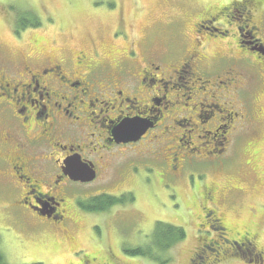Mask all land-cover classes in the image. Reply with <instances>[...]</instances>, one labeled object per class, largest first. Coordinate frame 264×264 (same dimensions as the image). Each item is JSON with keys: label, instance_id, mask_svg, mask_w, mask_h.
Instances as JSON below:
<instances>
[{"label": "rangeland", "instance_id": "374dc122", "mask_svg": "<svg viewBox=\"0 0 264 264\" xmlns=\"http://www.w3.org/2000/svg\"><path fill=\"white\" fill-rule=\"evenodd\" d=\"M232 1L238 0H0V62H18L35 54V41H41L48 53L44 56L52 58L71 59L83 53L105 60L121 58L128 50L145 58L144 47L149 55L161 58L159 53L173 46L187 47L197 22L218 15ZM258 5L251 20L257 30L251 24L247 31L264 42V0ZM244 19L237 13L235 19L218 15L212 20L213 26L229 30L228 39L218 43L225 55L237 51V26L245 28ZM216 48L210 46L209 54L214 55ZM181 49L179 56L184 55ZM232 64L233 71L255 78L250 66ZM245 100L250 105L255 100L259 110L264 109V91L256 79L246 89ZM231 103L240 108L237 101ZM237 133L224 155L205 154L202 149L192 154L200 159L197 162L183 159L181 150L174 172L168 167L174 163L166 159L173 144L148 145L149 152L150 147L163 150L162 159H134L142 146L136 153L121 149L122 155L105 168L98 161L93 181L73 183L68 200L71 219L64 222H22L14 206L20 190L0 178V253L7 264H264L263 254L261 258L251 248L233 249L232 243L223 246L220 255L209 252L207 262L197 260L205 242L224 234L205 224L206 209L231 229L226 231L230 241L238 240L235 231L251 232L264 253V121ZM212 148L213 144L207 150ZM4 167L0 161V170ZM206 187L214 190L213 200H206ZM104 195L123 199L103 212L82 208L84 203L97 205L92 199ZM156 223L182 228L186 238L161 250L154 236ZM137 250L151 257L127 254Z\"/></svg>", "mask_w": 264, "mask_h": 264}, {"label": "flooded vegetation", "instance_id": "af4514ba", "mask_svg": "<svg viewBox=\"0 0 264 264\" xmlns=\"http://www.w3.org/2000/svg\"><path fill=\"white\" fill-rule=\"evenodd\" d=\"M258 4L259 0L232 1L217 12L227 19H235L237 13L246 17V27L237 26L235 55H225L226 50L218 46L228 39L229 30L213 26L218 15H209L197 22L195 36L186 39L187 47L184 43V49L173 46L160 52L161 58L149 55L145 47V58H138L136 50L105 60L83 53L71 59L52 58L44 56L48 53L40 47L41 41H35V54L18 62L1 61L0 161L5 167L0 178L20 190L14 206L22 222L71 219L68 200L74 181L68 173L75 161L91 165L97 177L98 161L105 168L124 148L136 153L137 147H143L134 159L165 158L163 150L150 147L149 152L148 148L164 142L174 145L166 154L174 172L181 150L183 159L197 162L200 159L192 154L202 149L205 154L224 155L239 129L264 121V109L259 110L255 100L252 105L245 100L254 79L264 91V42L247 31L254 24L251 20ZM210 46L217 47L214 55L208 52ZM180 49L183 56L178 54ZM233 62L250 66L255 78L233 71ZM125 122L149 127L139 140L120 142L117 130ZM198 141L205 143L195 145ZM212 144V150H207ZM205 189L206 200H213L214 190ZM75 205L80 208L78 201ZM208 211L205 224L226 226L216 215L207 219ZM233 233L238 236L233 249L247 247L259 257L264 255L254 234Z\"/></svg>", "mask_w": 264, "mask_h": 264}, {"label": "trees", "instance_id": "16d2710c", "mask_svg": "<svg viewBox=\"0 0 264 264\" xmlns=\"http://www.w3.org/2000/svg\"><path fill=\"white\" fill-rule=\"evenodd\" d=\"M122 199L123 197L117 199L115 197L104 195L102 197H97L92 199L97 202V205L91 206L90 203L89 204L84 203L81 206L82 208H84L89 212H100V211L103 212L112 206L118 205V203H120ZM213 216H215V212L213 210H209L207 212V219L211 220ZM212 227H214L213 228L214 232L218 230H222L224 232L223 237L218 236L217 239L214 238L207 242L204 241L205 244L202 245L201 250L196 254L197 260H199L200 262L206 261L208 255H210L211 252L220 255L222 253L221 251L223 250L222 247L232 243V241H230V239H228L226 236L227 228L224 227L223 224L220 225L214 224V226L212 225ZM154 236L156 238L157 247L161 250H166L169 247H171L173 244L184 240L186 238V233L182 228H177L173 226L171 227V225H165L162 223H156L154 228ZM127 254L131 255L132 257H136V256L144 257L146 255L151 257V255H148V253L141 252V250L128 252ZM200 259H204V260L202 261ZM219 261L220 260L217 259V262ZM0 264H7L4 256L1 253H0Z\"/></svg>", "mask_w": 264, "mask_h": 264}, {"label": "water", "instance_id": "95a60500", "mask_svg": "<svg viewBox=\"0 0 264 264\" xmlns=\"http://www.w3.org/2000/svg\"><path fill=\"white\" fill-rule=\"evenodd\" d=\"M149 126L139 125L132 126L131 123L123 124L117 130L118 141L120 142H133L139 140L147 131ZM82 160L75 161L71 167V162H67V166L71 167L68 175L74 182L87 183L91 182L96 178V171L89 164H83Z\"/></svg>", "mask_w": 264, "mask_h": 264}]
</instances>
